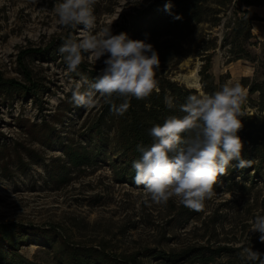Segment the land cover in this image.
<instances>
[{"label":"rangeland","instance_id":"obj_1","mask_svg":"<svg viewBox=\"0 0 264 264\" xmlns=\"http://www.w3.org/2000/svg\"><path fill=\"white\" fill-rule=\"evenodd\" d=\"M156 1L97 0L94 34L106 25H111L113 34L124 32L138 12ZM59 2L0 0V76L25 87L35 82L40 89L34 96L31 91L0 89V224L13 223L24 233L14 252L29 264H58L52 248L41 240L46 235L55 241L53 247L64 242L68 247L102 250L129 264H252L240 255L242 247L264 253L260 233L250 232L253 218L264 214V182L252 170L248 178L228 170L214 188L217 195L195 212L176 198L167 205L145 204L142 186L119 179L108 159L114 150L113 131L106 133L105 155L90 164L70 166L63 145L85 144L83 137L102 114L104 102L101 99L90 109L70 102L80 76L67 71L57 49L69 34L82 38V26L66 29L59 23L52 11ZM206 6L204 20L192 22L189 44L170 59L166 57L168 40L128 37L154 46L160 61L157 78L195 94L204 93L199 70L206 58L215 81L220 77L226 83L259 80L257 63L230 61L229 46L222 45V40L232 36L236 18L247 11L255 19L250 38L242 44L260 58L264 0H210ZM205 46L207 50L200 54ZM104 58L96 61L86 54L78 72L94 82ZM243 90L246 94L247 89ZM249 97L259 103L257 93ZM249 105L245 100V114H264ZM42 123L51 131L47 138L36 127ZM169 256H175V262Z\"/></svg>","mask_w":264,"mask_h":264},{"label":"clouds","instance_id":"obj_2","mask_svg":"<svg viewBox=\"0 0 264 264\" xmlns=\"http://www.w3.org/2000/svg\"><path fill=\"white\" fill-rule=\"evenodd\" d=\"M97 0H60L52 11L66 29L82 26V38L69 34L57 49L69 73H76L80 81L71 89L70 102L75 107L93 108L102 99L110 105L114 115L123 116L132 98L143 100L158 91L156 71L160 67L158 53L151 43L134 40L125 32L113 34L111 25L94 34ZM164 10L173 19L182 17L172 13V4L165 3ZM98 61L102 57L94 82L78 72L85 55ZM88 85L87 90L82 87ZM246 94L239 82L225 83L211 94H189L179 105L182 116H169L163 124L149 129L153 142L137 145L140 157L132 162L137 187L143 188L145 204L167 205L176 198L185 208L200 212L205 201L217 193L219 177L228 174L229 168L244 169L252 160L242 157L243 142L238 135L245 116L242 105ZM119 101V103H117ZM168 109H176L171 94L164 97ZM236 161L233 165L231 162ZM250 232H258L264 243V214L256 215ZM242 258L252 264H264V253L252 247H242Z\"/></svg>","mask_w":264,"mask_h":264},{"label":"trees","instance_id":"obj_3","mask_svg":"<svg viewBox=\"0 0 264 264\" xmlns=\"http://www.w3.org/2000/svg\"><path fill=\"white\" fill-rule=\"evenodd\" d=\"M209 1L157 0L148 10L138 12V16L134 17L129 29L124 30V32L135 37H155L168 40L170 43L166 47L168 48L166 57L170 59L175 54L181 53L184 46L189 44L188 41L193 35L192 22L199 23L204 20V15L209 10L206 6ZM168 2L172 4V13L180 15L182 19L175 20L172 15L165 12L164 5ZM254 19V17H250L247 11H244L241 16L236 18V23L230 30L232 36L224 37L222 45L229 46L230 61L244 59L257 63L260 79L242 78L241 85L242 88L247 89L246 100L250 102L249 106L257 107L259 111L264 112V49L262 56L258 58L242 44L251 36V22ZM120 32L122 31L115 34ZM233 43L238 44L235 46ZM201 50H207L206 46L205 49H199V53ZM204 60L205 62L199 70L200 81L204 93L211 94L218 91L226 81L222 80L221 77L215 81L209 71L210 59ZM24 73L26 74L25 71ZM26 76L27 81H30V75L26 74ZM155 79L158 81V91H154L151 96L143 100L132 98L130 107L123 116L114 115L110 110V105L104 103L102 114L96 118V121L87 131L88 135L83 137L85 144L74 146L69 143L63 145V151L70 166L90 164L93 158L105 155L106 145L109 141L106 133L113 131L112 146L114 150L108 159H111L110 162L119 179L134 183L132 177L135 173L131 165L134 160L140 157L137 145H150L153 138L149 135V129L154 124H163L169 116H182L183 113L179 111V105L185 102L189 94H195L193 90L179 86L164 77L157 78L155 76ZM30 84L31 87H25L16 84L13 80H3L0 76L2 92L8 93L14 90L28 93L31 91L34 96L40 89L35 82H30ZM253 93L258 94V104L250 100L249 96ZM166 94H171L175 98L176 109L170 110L165 106L164 97ZM243 107L242 105V109ZM240 119L243 127L238 135L243 142L242 157L252 160V166L244 169L229 168V170L233 173H240L244 178H248L250 176L248 172L252 170L255 176L264 182V114H245ZM44 124L36 127L47 138L51 131L45 128ZM231 163L235 165L237 162L232 161ZM23 237L24 233L18 229L17 225L13 223L0 224V264H29L22 256L14 252L16 251V244L22 241ZM41 240L45 246L52 248L58 264H129V261L118 260L102 250L79 246L68 247V245H64V242H59L53 247L52 243L55 241L48 239L46 235ZM165 259H168V256H165ZM169 259L174 262L176 260L175 256ZM131 261L133 262L132 259Z\"/></svg>","mask_w":264,"mask_h":264}]
</instances>
